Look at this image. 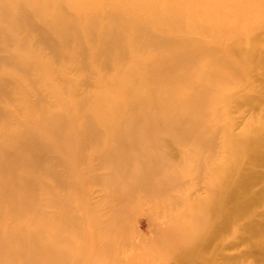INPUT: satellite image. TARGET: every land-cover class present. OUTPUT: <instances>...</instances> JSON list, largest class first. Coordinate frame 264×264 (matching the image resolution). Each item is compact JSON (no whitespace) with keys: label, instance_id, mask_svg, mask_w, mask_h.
Segmentation results:
<instances>
[{"label":"bare ground","instance_id":"1","mask_svg":"<svg viewBox=\"0 0 264 264\" xmlns=\"http://www.w3.org/2000/svg\"><path fill=\"white\" fill-rule=\"evenodd\" d=\"M160 248L264 263V0H0V264Z\"/></svg>","mask_w":264,"mask_h":264},{"label":"rangeland","instance_id":"2","mask_svg":"<svg viewBox=\"0 0 264 264\" xmlns=\"http://www.w3.org/2000/svg\"><path fill=\"white\" fill-rule=\"evenodd\" d=\"M246 41L247 40H244V42H246ZM73 58H77V56L76 57L73 56ZM236 83H235V86H234L235 89H237L239 81H237ZM234 88H233V90H235ZM229 106H232V107L229 108V110H230V114H229L230 118H232L233 121H235V122H238L240 120L239 124L242 125V126H240L238 128H240L241 131L244 130V127H245L244 123L246 122V118H247V115H248L247 100L246 99H243L241 101L233 100L232 103ZM193 168H194V166H192V165L189 167V169H190V171L192 173H193V171H192ZM187 178H188V181L190 182L191 185H196L197 184V182L195 180H193V177H187ZM260 187H262V184L257 185L256 188H260ZM74 197H77V196H74ZM41 208L45 209L46 207H42L41 206ZM48 210L52 211L53 209L52 208H48ZM30 218L32 219V221H34V218H32V217H30ZM146 220H147V216L146 215H138V216H135V218L130 220L128 229H129V232L131 233L132 239H135L137 241L139 240V241L143 242L144 241L143 239L146 238L147 241L148 240L151 241V239L153 237V234L150 231L151 228H150V226L148 224V221H146ZM179 226L180 225L177 224L175 227L178 228ZM149 243L151 245H154L153 242L152 243L149 242ZM150 244H149V246H151ZM159 252H161L160 255H162L163 257H161V259L159 258L158 260H156L155 261L156 264H160V263H171V264L175 263L176 264L177 263L178 259L175 256L172 255L173 251H171L170 249L167 250V248H160ZM232 252L235 253V254H238L239 256H240L241 253H242L241 255H243V253L245 252V246L240 243L239 238L237 239V243L235 244V246H233ZM256 255H257V257H256ZM258 260H259V254L256 253V252L254 254H250L249 256H246V257L242 256V258H241V261H243L244 264H261V262L260 261L258 262ZM262 264H264V263H262Z\"/></svg>","mask_w":264,"mask_h":264}]
</instances>
